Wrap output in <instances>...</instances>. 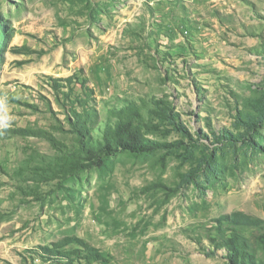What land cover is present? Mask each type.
<instances>
[{"label":"rangeland","instance_id":"rangeland-1","mask_svg":"<svg viewBox=\"0 0 264 264\" xmlns=\"http://www.w3.org/2000/svg\"><path fill=\"white\" fill-rule=\"evenodd\" d=\"M131 100L151 148L66 178L15 133L72 150ZM233 233L264 264V0H0V264H232Z\"/></svg>","mask_w":264,"mask_h":264},{"label":"trees","instance_id":"trees-1","mask_svg":"<svg viewBox=\"0 0 264 264\" xmlns=\"http://www.w3.org/2000/svg\"><path fill=\"white\" fill-rule=\"evenodd\" d=\"M159 104V102H158ZM110 114L114 117L113 122H108L101 129L99 134L93 131L99 130L94 126L96 123V112L89 110L85 105L81 110H72L67 121L70 130L74 134L76 148L69 150L51 133L45 130L17 129L15 133H29L47 140L53 148L59 151L50 165V170L59 177H69L76 172L97 166L102 163L104 157L114 155L119 151L140 152L151 148L150 141L145 137V121L141 106L134 100L126 101L120 106H112ZM158 115L167 116L168 106L158 105ZM247 219V218H245ZM264 247V236L260 238ZM81 245L87 251V255L95 260H101L102 256L96 248L81 242ZM217 246L225 247L227 259L232 264H256L247 251V242L239 234L233 233L231 236L220 240ZM50 252L48 248H43ZM54 255V254H53ZM67 256L66 253L56 252L55 256ZM55 264H58L54 261Z\"/></svg>","mask_w":264,"mask_h":264}]
</instances>
